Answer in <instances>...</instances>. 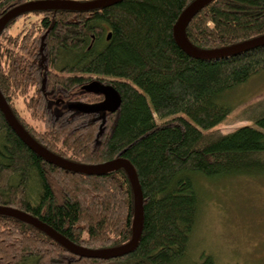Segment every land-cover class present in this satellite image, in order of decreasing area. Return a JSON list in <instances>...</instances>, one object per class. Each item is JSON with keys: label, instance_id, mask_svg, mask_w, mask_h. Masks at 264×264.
<instances>
[{"label": "trees", "instance_id": "obj_1", "mask_svg": "<svg viewBox=\"0 0 264 264\" xmlns=\"http://www.w3.org/2000/svg\"><path fill=\"white\" fill-rule=\"evenodd\" d=\"M27 1L0 0V16ZM192 1L36 10L6 24L0 92L18 121L44 147L74 162L128 159L142 191L143 226L133 251L92 258L0 214V264H215L209 254L188 259L200 204L197 180L264 172L263 101L252 109L251 124L213 130L233 109L227 95L264 71V44L215 58L189 55L173 28ZM31 13L37 18L24 25L29 29L12 30ZM263 34L264 0H212L185 27L187 40L200 49ZM91 80L117 90L116 111L66 109L103 99L83 88ZM0 204L36 216L87 248L132 237L133 192L123 168L88 175L49 163L19 138L1 110Z\"/></svg>", "mask_w": 264, "mask_h": 264}, {"label": "rangeland", "instance_id": "obj_2", "mask_svg": "<svg viewBox=\"0 0 264 264\" xmlns=\"http://www.w3.org/2000/svg\"><path fill=\"white\" fill-rule=\"evenodd\" d=\"M31 13L19 18L12 30L29 29ZM27 24V25H26ZM233 109L213 130L226 132L251 124L252 109L264 103V71L232 90ZM264 105V104H263ZM22 109V104H17ZM200 204L190 235L188 259L202 254L215 264H261L264 260V172L224 178L198 177Z\"/></svg>", "mask_w": 264, "mask_h": 264}, {"label": "water", "instance_id": "obj_3", "mask_svg": "<svg viewBox=\"0 0 264 264\" xmlns=\"http://www.w3.org/2000/svg\"><path fill=\"white\" fill-rule=\"evenodd\" d=\"M120 0H31L22 4L15 5L4 12L0 16V33L5 28L6 24L19 15L36 10L47 9H69V10H89L93 8H101L117 3ZM212 0H193L179 15L176 24L173 28L174 37L179 46L189 55L196 58H215L226 55H235L241 51L249 50L251 48L264 44V34L254 37L252 39L214 49H200L192 45L185 36V27L190 19L205 5ZM110 37L108 33L107 38ZM83 88L87 91L102 93L103 99L97 103H74L70 104L68 108L76 109L80 112H98L107 111L114 112L120 106L121 96L115 88L111 85L104 84L99 80H92L86 83ZM0 110L2 111L6 121L19 138L35 153L41 156L44 160L52 163L60 168L70 170L73 172L84 173L88 175H97L111 172L120 168L126 171L132 192H133V219H132V237L131 239L121 245L105 247V248H87L71 242L61 233L56 231L50 225L41 221L36 216L27 213L23 210L0 204V214L15 217L23 222L29 223L34 227L45 232L49 237L61 244L70 252L92 258H113L122 256L133 251L139 241L142 226H143V197L139 184V180L134 166L124 157H116L106 162L97 164L78 163L60 155L55 154L41 143L35 140L21 125L12 109L6 102L2 93L0 92Z\"/></svg>", "mask_w": 264, "mask_h": 264}, {"label": "flooded vegetation", "instance_id": "obj_4", "mask_svg": "<svg viewBox=\"0 0 264 264\" xmlns=\"http://www.w3.org/2000/svg\"><path fill=\"white\" fill-rule=\"evenodd\" d=\"M62 103L64 104V102H62ZM69 105H70V104H68V105L66 104V105H65L66 109H68V106H69ZM70 108H71V107H70ZM71 109H73V108H71Z\"/></svg>", "mask_w": 264, "mask_h": 264}, {"label": "bare ground", "instance_id": "obj_5", "mask_svg": "<svg viewBox=\"0 0 264 264\" xmlns=\"http://www.w3.org/2000/svg\"><path fill=\"white\" fill-rule=\"evenodd\" d=\"M187 263V262H186Z\"/></svg>", "mask_w": 264, "mask_h": 264}]
</instances>
